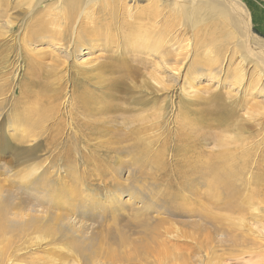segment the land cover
Instances as JSON below:
<instances>
[{"label":"rangeland","instance_id":"rangeland-1","mask_svg":"<svg viewBox=\"0 0 264 264\" xmlns=\"http://www.w3.org/2000/svg\"><path fill=\"white\" fill-rule=\"evenodd\" d=\"M222 154L235 185L264 171V0H0V205L46 225L0 264L72 240L181 251L197 228L208 264H264V188L225 207Z\"/></svg>","mask_w":264,"mask_h":264},{"label":"bare ground","instance_id":"bare-ground-1","mask_svg":"<svg viewBox=\"0 0 264 264\" xmlns=\"http://www.w3.org/2000/svg\"><path fill=\"white\" fill-rule=\"evenodd\" d=\"M143 36V35H142ZM113 39L112 38V35H109L108 36V39ZM81 39V38H80ZM151 48V47H150ZM100 66L99 64L96 65L95 67H98ZM102 66V65H101ZM87 67V66H86ZM94 67V68H95ZM81 69V68H80ZM85 70V69H84ZM125 72V71H124ZM119 73V72H118ZM121 74V73H120ZM124 74V73H123ZM118 76V75H117ZM125 76V75H124ZM121 78V77H120ZM123 79V78H122ZM110 84V83H109ZM147 84V83H146ZM112 86L111 89H118V88H123L125 91H131V88L130 87H125V84L122 82V80H115L114 83L111 84ZM144 86V85H143ZM148 86V85H147ZM133 92V91H132ZM103 95H108L107 92H103ZM134 97V96H132ZM131 97V98H132ZM132 100V99H131ZM236 100V99H235ZM235 107V106H234ZM93 108V107H91ZM235 109V108H233ZM214 112V111H213ZM221 112V111H220ZM221 118V117H220ZM249 119V118H248ZM251 119V118H250ZM249 124V123H248ZM248 124H245V125H248ZM242 125V124H241ZM250 126V125H248ZM241 127V126H239ZM236 129V128H235ZM252 150V148H251ZM227 151V150H226ZM238 152V151H237ZM247 152V151H246ZM232 153V151H231ZM234 153V152H233ZM245 153V152H244ZM255 153V152H254ZM243 154V153H242ZM248 154V152H247ZM250 154V153H249ZM235 155V154H234ZM241 155V154H240ZM239 155V156H240ZM246 155V153H245ZM244 155V156H245ZM230 156H233V155H230ZM243 155H241L242 157ZM251 156V155H250ZM255 156V155H254ZM263 156V155H261ZM229 154H222L221 155V160L223 159V162L222 163H219V164H222V170L218 171L217 172H221L219 173L220 176L218 175V173H215L216 169L213 170L214 172H210L212 174L210 175H213L214 173L217 174V176H212V177H215L214 179H216L215 181H217V183H219L220 187H222V191H220L222 193V196L225 194L226 196H224V202L222 200V204L228 208V205H233L234 202H231L232 201V198L235 196V195H238V197L241 195V190H247V185L248 184H251V183H254L255 185L258 184L259 187H262L264 188V171L262 173H260V175L258 176H255L254 180L250 181L249 179L246 180V179H243V177H241L240 175H238V181L240 182V184L238 185H235V182L234 180H232V173L230 174V172L232 171V169H230V167H228V159H229ZM264 158V157H263ZM264 160V159H263ZM250 162V161H249ZM227 163V164H226ZM247 163V162H245ZM220 166V165H219ZM247 166V165H246ZM217 167V166H215ZM214 167V168H215ZM244 167V166H243ZM242 167V168H243ZM264 168V167H263ZM239 169V168H238ZM245 169V168H244ZM212 170V169H211ZM241 170V169H239ZM238 170V171H239ZM237 171V174L239 173ZM243 172V171H241ZM234 174V173H233ZM241 177V178H240ZM261 177V178H259ZM213 179V180H214ZM262 179V180H261ZM237 180V178L235 179ZM250 181V182H249ZM212 182V181H211ZM210 182V183H211ZM214 183V182H213ZM216 183V182H215ZM216 183V184H217ZM215 184H213L214 186ZM257 185V186H258ZM210 186V185H209ZM217 186V185H216ZM215 186V187H216ZM218 186V188H219ZM214 187V188H215ZM213 189V187H211ZM251 188V187H250ZM216 189V188H215ZM214 189V190H215ZM221 189V188H220ZM219 189V190H220ZM217 191H219L218 189H216ZM215 190V191H216ZM218 192V193H220ZM257 191H253V190H250V192L248 193V196H240V198L242 199H245V200H251L250 198L251 197H254V194H256ZM216 193V195L218 194ZM220 193V194H221ZM234 194V195H233ZM219 195V194H218ZM257 195V194H256ZM237 198V196H236ZM235 201V200H234ZM237 202H239L238 200H236ZM243 201V200H241ZM251 202V201H250ZM216 203V202H215ZM219 202H217L216 204L219 206L218 204ZM221 204V205H222ZM222 205V206H223ZM239 205V203H238ZM237 205V206H238ZM241 205V204H240ZM2 204L0 205V243H2L3 241L5 242V244L3 243V245H11L12 242L14 241V237L15 236H22L24 233L27 232L28 229H31L32 231L34 230L35 232H38V230H42L44 231L46 229V225L42 224V227L37 225L36 222H29L21 227L18 228V230H14L13 226L12 225H9L8 224V220L6 218V209L5 207H1ZM223 206V207H224ZM204 211V210H203ZM6 213V214H5ZM239 213V212H238ZM241 213V212H240ZM204 215V213H202ZM202 215V216H203ZM214 215V214H213ZM225 215V214H224ZM228 215V214H227ZM204 217V216H203ZM211 216H209L210 218ZM207 218V217H205ZM217 218V217H216ZM218 219V218H217ZM209 221H211L209 219ZM218 221V220H216ZM231 221V220H230ZM220 222V221H219ZM246 223V222H245ZM223 224V223H222ZM222 224L220 223H217L216 224L214 223L213 221V225L210 229H212V232L216 234L217 233H221L223 236H225L226 238H228V240H238L236 239V236H238V233H237V229H238V226L240 225V223H238L239 225L237 226V223H232V224H228L225 223V225H227L226 227H224V225L222 226ZM41 225V224H40ZM197 225V224H196ZM199 225V224H198ZM241 225H244V224H241ZM203 227V226H202ZM242 227V226H241ZM204 228V227H203ZM240 228V227H239ZM242 229V228H241ZM240 229V230H241ZM251 229V228H249ZM239 230V229H238ZM26 231V232H25ZM211 231V230H210ZM104 231L102 230V233ZM195 232V231H194ZM192 231H190L188 233V239H190V243H186V246H184L182 248L181 251H179L177 249V246L176 245H173V246H168V245H165V244H162V243H150V242H146V241H138L137 243L135 242H132V244H128V247H125L121 244V251L119 252V250L117 251L116 249L114 250V248H112L110 245H105V243H98L99 245V249H98V246L97 248L95 247V245L97 244H92L91 242L92 239H89L91 240L89 243H85V244H80V243H76V241L72 240V241H67V243H64V244H67V246L65 245L64 249L60 248L61 245H56L55 247L57 248H53L52 247V250L50 253V256H47L43 262H41L40 260H36V263L37 264H51L52 260L51 258H53V263L52 264H94L93 259H97L98 257H100L101 255H103L104 259L103 260H106V262L108 261H111L110 263H105V261L101 262V264H115L113 263L114 261H116V264H119L120 261L122 262H125V263H128V264H208L209 261H206L203 259H200V256L199 259L197 257V254L204 251V246H205V249L209 250L212 249L213 245L211 243L212 241V236H211V239H208V233H207V238L204 240V229H199L197 228V232L194 233ZM239 232V231H238ZM242 232V231H241ZM241 232H239L240 234H242ZM13 233V234H12ZM27 235V234H26ZM211 235V234H210ZM248 235V234H247ZM24 237V235L22 236ZM16 238V237H15ZM72 238V237H70ZM91 238H94L91 237ZM57 239V238H56ZM55 239V240H56ZM208 239V240H207ZM60 240V239H57V241ZM24 241V240H23ZM61 241V240H60ZM205 241V243H204ZM214 241V239H213ZM233 241V243H234ZM240 241V240H238ZM237 241V242H238ZM53 242V241H52ZM62 242H64L62 240ZM66 242V240H65ZM154 242V241H153ZM221 242V240H220ZM22 243V242H21ZM58 243V242H57ZM131 243V242H130ZM211 245H210V244ZM215 243V242H214ZM217 243V242H216ZM241 243V242H240ZM245 243V242H244ZM104 244V245H103ZM205 244V245H204ZM231 244V243H230ZM2 245V246H3ZM19 245V244H18ZM21 245V244H20ZM55 245V244H54ZM171 245V244H170ZM216 244H214L215 246ZM217 245H219L217 243ZM221 245V244H220ZM4 246V248L7 249V247L9 246ZM12 246H14L12 244ZM51 246V245H50ZM53 246V245H52ZM64 246V245H63ZM94 247L96 248V250L98 249V251L94 250ZM207 247V248H206ZM2 248V247H1ZM214 248V247H213ZM10 249V248H8ZM17 249V248H16ZM57 249V250H56ZM249 249V248H248ZM11 250H12V247H11ZM206 250V251H207ZM6 251V250H5ZM8 251V250H7ZM210 251V250H209ZM216 251V250H214ZM9 252V251H8ZM7 252V253H8ZM12 252V251H11ZM10 252V254H11ZM118 252V253H117ZM256 252V251H255ZM47 253V254H49ZM208 253V252H207ZM215 253V252H213ZM223 253V252H222ZM6 254V253H4ZM23 254V253H22ZM231 254V253H230ZM251 254V253H250ZM255 254V253H254ZM3 255V254H2ZM7 255V254H6ZM13 255H16V254H12ZM19 255V254H18ZM200 255V254H199ZM203 255V254H202ZM222 255V254H221ZM17 256V255H16ZM4 257V256H3ZM10 257V256H9ZM95 257V258H93ZM27 258V257H26ZM56 258V259H55ZM5 259V258H4ZM99 259V258H98ZM97 259V260H98ZM115 259H118L119 263L117 262V260ZM211 260V259H210ZM4 261V260H3ZM7 261V260H5ZM99 261V260H98ZM213 261V260H212ZM221 261V260H220ZM9 262V261H8ZM122 264H125L123 263ZM211 262V261H210ZM1 263V262H0ZM36 263H33L32 264H36ZM96 263V262H95Z\"/></svg>","mask_w":264,"mask_h":264}]
</instances>
